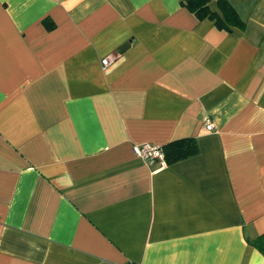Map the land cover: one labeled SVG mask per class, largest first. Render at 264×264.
<instances>
[{
  "label": "crops",
  "instance_id": "1",
  "mask_svg": "<svg viewBox=\"0 0 264 264\" xmlns=\"http://www.w3.org/2000/svg\"><path fill=\"white\" fill-rule=\"evenodd\" d=\"M228 1L0 0V264H264V0Z\"/></svg>",
  "mask_w": 264,
  "mask_h": 264
},
{
  "label": "trees",
  "instance_id": "2",
  "mask_svg": "<svg viewBox=\"0 0 264 264\" xmlns=\"http://www.w3.org/2000/svg\"><path fill=\"white\" fill-rule=\"evenodd\" d=\"M209 0H181V4L192 12L198 19L211 18L221 28H230L231 26L243 29L245 22L240 18L234 7L228 0H217L218 14L212 11L208 6ZM167 162H173L196 153V143L193 137L173 140L162 145ZM262 255H264V232L258 234L249 240Z\"/></svg>",
  "mask_w": 264,
  "mask_h": 264
},
{
  "label": "built area",
  "instance_id": "3",
  "mask_svg": "<svg viewBox=\"0 0 264 264\" xmlns=\"http://www.w3.org/2000/svg\"><path fill=\"white\" fill-rule=\"evenodd\" d=\"M110 57H104L101 60L102 65L106 66L111 62ZM212 123L208 122L206 128L212 129ZM132 151L135 155L142 158L148 165H154L157 167L163 166L166 163L164 150L162 145L153 144L149 142H143L132 145Z\"/></svg>",
  "mask_w": 264,
  "mask_h": 264
}]
</instances>
